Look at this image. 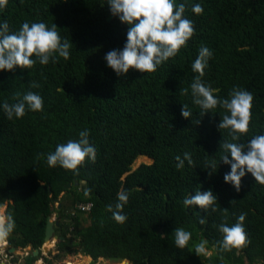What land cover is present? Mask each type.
<instances>
[{
    "label": "trees",
    "instance_id": "obj_1",
    "mask_svg": "<svg viewBox=\"0 0 264 264\" xmlns=\"http://www.w3.org/2000/svg\"><path fill=\"white\" fill-rule=\"evenodd\" d=\"M176 2L186 4L185 15L193 21L191 39L155 71L132 70L119 77L104 56L123 47L127 25L111 15L107 0H4L0 5V21L7 20L10 30H18L24 21L56 23L60 35L74 44L67 59L0 72V102L15 103L27 91L44 101L42 111L26 110L20 119L9 120L0 110V207L6 206V217L14 220L7 232L11 248L41 249L52 209L61 201L58 234L67 239L60 245L66 256L76 252L91 257L93 264L101 259L221 264V257L223 264H264V184L251 174L242 179L239 191L224 182L229 166L221 163L220 142L231 137L216 127L224 110L217 107L202 116L190 93L198 74L191 64L204 45L212 57L202 79L216 89L215 95L227 98L233 87L253 94L249 131L240 142L264 134V0ZM197 2L203 8L199 14L191 10ZM32 83L37 87H30ZM180 88L189 92L181 95ZM182 104L191 109L190 120L181 116ZM84 129L96 149L95 159L78 171L49 167L46 154L77 139ZM186 151L193 164L185 161L184 168H176L175 157L183 158ZM142 158L152 165L135 171ZM199 188H211L218 196L215 211L184 205V197ZM121 190L129 199L122 210L126 219L117 222L107 205H115ZM78 204L94 208L76 218L72 211ZM241 212L246 213L247 242L221 252L214 247L221 239L217 226L235 223ZM201 215L204 224L199 223ZM175 227L190 230L193 241L207 239L208 254L196 256L191 244L177 248L171 235Z\"/></svg>",
    "mask_w": 264,
    "mask_h": 264
},
{
    "label": "clouds",
    "instance_id": "obj_2",
    "mask_svg": "<svg viewBox=\"0 0 264 264\" xmlns=\"http://www.w3.org/2000/svg\"><path fill=\"white\" fill-rule=\"evenodd\" d=\"M3 2L4 0H0V5ZM105 6L108 7L113 17L127 25L123 47L110 49L104 56L106 65L118 77L125 76L132 70L143 74L155 71L162 63L175 57L194 33L193 21L185 15L186 4L184 2L107 0ZM191 10L199 14L203 8L197 2L191 5ZM57 28L56 23L49 26L44 21H24L18 30H10L7 20L0 21V72H14L17 68L29 69L37 62L41 65H47L50 61L55 63L59 57L69 58L70 49L74 44L72 40L69 41L62 37ZM211 57L212 51L207 46L201 45L191 64L192 71L198 74L194 76L190 84V93L192 103L199 106L202 116L212 113L217 107L224 110L222 118L216 125L219 131L227 130L231 137L230 140L223 138L220 142V149L223 150L221 163L229 166V170L223 176L224 182L239 191L242 179L251 174L255 182L264 184V134L253 135L246 143L240 142L242 134L249 131L253 94L245 88L233 87L227 98L216 96V89L202 79ZM30 87H37V85L32 83ZM179 92L185 95L189 92V88H180ZM43 105L41 95L27 91L15 103L0 102V110H3L7 118L12 120L23 118L26 110L42 111ZM191 115L192 111L189 106L182 104L181 116L189 119ZM89 136V131L84 129L79 131L77 139H69L66 143L57 144L54 151L46 154L48 166L58 165L66 170L78 171L87 160H94L96 149L90 143ZM175 160L177 161L175 167L178 169L184 168L185 161L189 165L193 164L191 153L187 151L183 153V158L177 155ZM211 168L213 170L216 168L214 161ZM209 175H212L211 172ZM128 199L129 193L121 190L117 193L115 205H107L115 221L123 222L126 219L122 210ZM217 199L218 196L211 188L203 191L199 188L194 194L186 195L183 203L186 207L196 209L198 207L207 212L209 208L212 211L216 210ZM89 205L78 204L77 209L72 211V216L77 218L79 214H90L94 205L91 207ZM62 210L58 209L56 220L54 212L52 218L55 221L59 220V215L63 216ZM224 211L227 212L228 209L224 208ZM245 218L246 213L241 212L235 223L231 225L226 222L220 223L217 229L221 234V239L216 241L214 247H218L221 252H231L244 245L247 242L243 223ZM199 223H205V216L199 217ZM13 227L14 220L11 215L7 217L6 222L0 223V228L5 233L10 232ZM73 232L74 230H71L69 239L73 238ZM57 235L64 238L58 234V229ZM171 235L177 248L183 249L191 244V249L198 257L207 255L209 252V241L207 239L193 241L192 232L184 227H175ZM4 242L9 243L8 238ZM62 243L64 242L60 244ZM11 260L9 256L3 264H12ZM221 264H223V257H221Z\"/></svg>",
    "mask_w": 264,
    "mask_h": 264
},
{
    "label": "rangeland",
    "instance_id": "obj_3",
    "mask_svg": "<svg viewBox=\"0 0 264 264\" xmlns=\"http://www.w3.org/2000/svg\"><path fill=\"white\" fill-rule=\"evenodd\" d=\"M153 162L149 161V160H143L141 161V159H139L136 163H135V167L134 170H138L141 165H152ZM65 197V195L63 196ZM93 204H90L89 206L91 207ZM56 211H55V216L54 219L56 220V216H58V209L60 208V204H56ZM7 207H3L0 208V217L3 216L5 218L6 216V212H7ZM53 219V220H54ZM5 220H7L5 218ZM7 243V242H6ZM7 243L6 247L1 246L0 247V263L4 261H7L9 256H11V250L14 251L16 250V253L13 254V258L10 261L12 264H28V259L30 258V256H34L33 253L31 251L28 250H24V249H14L11 248L10 244ZM60 243L57 241L56 243V247L53 248L52 251V255H50L49 259L47 260V262H49L48 264H65V263H71V264H93V261L87 258H83L82 255L78 254V253H73L69 256H66L60 249ZM32 249V248H31ZM209 255H211L209 253ZM126 261L124 262H112L109 260H105V259H101L99 261L98 264H125Z\"/></svg>",
    "mask_w": 264,
    "mask_h": 264
},
{
    "label": "water",
    "instance_id": "obj_4",
    "mask_svg": "<svg viewBox=\"0 0 264 264\" xmlns=\"http://www.w3.org/2000/svg\"><path fill=\"white\" fill-rule=\"evenodd\" d=\"M73 189V185H69L67 187V190H72ZM57 204H60V210H62V205H61V201H57ZM56 208H53L52 211L55 212ZM62 215H59V220L55 221L53 220V218L51 217L49 219V223H48V230H47V238H46V243L52 242V241H58V242H66L65 238H60L57 235V229H59L61 227V220H62ZM0 235L4 238V240H7V233H5L2 228H1V232ZM16 250L12 251V254H15ZM38 255V253L36 254V256ZM2 264V263H1ZM125 264H130L129 261H126Z\"/></svg>",
    "mask_w": 264,
    "mask_h": 264
},
{
    "label": "flooded vegetation",
    "instance_id": "obj_5",
    "mask_svg": "<svg viewBox=\"0 0 264 264\" xmlns=\"http://www.w3.org/2000/svg\"><path fill=\"white\" fill-rule=\"evenodd\" d=\"M5 218L7 219L6 216H5ZM69 238H70V236H69ZM28 249H26V250L31 251L34 255V256H30L29 259H31V258L37 259L33 264H48L49 263V262H47V260L49 259L50 255H52V251H53L52 245L51 246L47 245V243L45 241V244L39 250L33 251L31 248H28ZM37 253H38V255L36 256ZM11 254H12V250H11ZM69 257H70V255H69ZM11 258H13V255H11ZM83 258L90 259L94 262V260L91 257L83 256ZM29 259H28V262H29ZM65 264H68V263H65Z\"/></svg>",
    "mask_w": 264,
    "mask_h": 264
},
{
    "label": "bare ground",
    "instance_id": "obj_6",
    "mask_svg": "<svg viewBox=\"0 0 264 264\" xmlns=\"http://www.w3.org/2000/svg\"><path fill=\"white\" fill-rule=\"evenodd\" d=\"M143 160H149V161H150V159H146V158H142V159H141V161H143ZM4 222H6L5 218H4V217H1V218H0V223H4ZM0 232H1V228H0ZM0 236H1V235H0ZM56 243H57V241H52V242L47 243V245H50V246L52 245L53 248H54V247H56ZM1 246H3V247L6 246V243L4 242L2 236L0 237V247H1ZM130 262H131V261H130Z\"/></svg>",
    "mask_w": 264,
    "mask_h": 264
},
{
    "label": "crops",
    "instance_id": "obj_7",
    "mask_svg": "<svg viewBox=\"0 0 264 264\" xmlns=\"http://www.w3.org/2000/svg\"><path fill=\"white\" fill-rule=\"evenodd\" d=\"M1 217H3V216H1ZM1 217H0V218H1Z\"/></svg>",
    "mask_w": 264,
    "mask_h": 264
}]
</instances>
